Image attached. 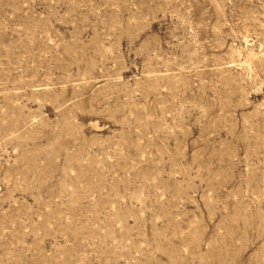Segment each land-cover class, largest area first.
<instances>
[{
    "label": "rangeland",
    "instance_id": "374dc122",
    "mask_svg": "<svg viewBox=\"0 0 264 264\" xmlns=\"http://www.w3.org/2000/svg\"><path fill=\"white\" fill-rule=\"evenodd\" d=\"M0 264H264V0H0Z\"/></svg>",
    "mask_w": 264,
    "mask_h": 264
}]
</instances>
